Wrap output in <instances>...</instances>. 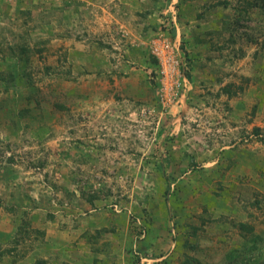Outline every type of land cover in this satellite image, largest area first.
Segmentation results:
<instances>
[{"label": "rangeland", "instance_id": "1", "mask_svg": "<svg viewBox=\"0 0 264 264\" xmlns=\"http://www.w3.org/2000/svg\"><path fill=\"white\" fill-rule=\"evenodd\" d=\"M257 1L0 0V264H227L264 236Z\"/></svg>", "mask_w": 264, "mask_h": 264}, {"label": "built area", "instance_id": "2", "mask_svg": "<svg viewBox=\"0 0 264 264\" xmlns=\"http://www.w3.org/2000/svg\"><path fill=\"white\" fill-rule=\"evenodd\" d=\"M158 40L153 43L152 53L160 64L159 74L164 81V88L161 91H163L164 96L166 94L170 96V98L176 97L177 91H179L181 87V84L178 81L180 77L182 78L184 85L188 82L187 71L185 68L186 63L184 62L181 53V43L179 38L173 40V42L170 40H164L160 44H158ZM177 76H179V78L175 82L172 81ZM167 83L170 84V87ZM174 100L175 99L173 98L165 101L163 100V106H166V104L170 105L171 101Z\"/></svg>", "mask_w": 264, "mask_h": 264}, {"label": "trees", "instance_id": "3", "mask_svg": "<svg viewBox=\"0 0 264 264\" xmlns=\"http://www.w3.org/2000/svg\"><path fill=\"white\" fill-rule=\"evenodd\" d=\"M228 3H225L227 5ZM249 5L260 7L264 10V0H258L255 4ZM156 61V60H155ZM189 76V74L187 73ZM262 129L255 127L254 134L260 136ZM264 144V139L261 140ZM239 228L242 232L252 235L253 227L245 224H240ZM249 244L244 245L241 249L233 251L228 257L227 264H264V236H251Z\"/></svg>", "mask_w": 264, "mask_h": 264}, {"label": "crops", "instance_id": "4", "mask_svg": "<svg viewBox=\"0 0 264 264\" xmlns=\"http://www.w3.org/2000/svg\"><path fill=\"white\" fill-rule=\"evenodd\" d=\"M180 36H179V34H178V38H179ZM118 242L119 243H121V240H118ZM48 245H49V248H51L52 246H56V245H58V243L56 242L55 243V245L54 244H52V243H50L49 241H48ZM116 247H117V249L116 250H118L119 249V247H118V244L116 243ZM58 252H60L61 251V249H56ZM132 261H130V259H126V258H121V257H118V259L116 258V260L115 261H110V260H108V259H106V263L107 264H130Z\"/></svg>", "mask_w": 264, "mask_h": 264}]
</instances>
